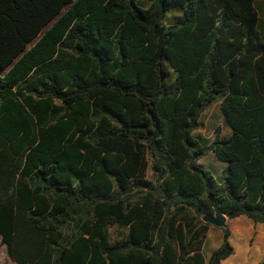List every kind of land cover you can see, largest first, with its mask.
<instances>
[{"label":"trees","instance_id":"trees-1","mask_svg":"<svg viewBox=\"0 0 264 264\" xmlns=\"http://www.w3.org/2000/svg\"><path fill=\"white\" fill-rule=\"evenodd\" d=\"M215 101L229 133L196 140ZM216 208L264 222V0H0L12 262L220 264L226 223L201 253Z\"/></svg>","mask_w":264,"mask_h":264},{"label":"crops","instance_id":"crops-1","mask_svg":"<svg viewBox=\"0 0 264 264\" xmlns=\"http://www.w3.org/2000/svg\"><path fill=\"white\" fill-rule=\"evenodd\" d=\"M225 223L229 230L228 242L232 247V253L221 260L220 264H257L264 259V254H261L264 251V222L253 223L245 215H237L225 218ZM218 231L220 232L216 233L215 238L208 241L209 251L204 253L201 247L204 260L221 241V230ZM205 238H208V234H205ZM238 243L242 246L240 251H236L235 246H238Z\"/></svg>","mask_w":264,"mask_h":264},{"label":"rangeland","instance_id":"rangeland-1","mask_svg":"<svg viewBox=\"0 0 264 264\" xmlns=\"http://www.w3.org/2000/svg\"><path fill=\"white\" fill-rule=\"evenodd\" d=\"M34 41V40H33ZM31 41L28 46L33 42ZM229 133V128L224 122L220 111L218 109V102L210 103L201 113L198 119V127L193 131V136L196 140H199L197 135L201 138H204L207 142L212 139L214 135L219 137H224ZM198 164L202 169L210 172L213 177L219 181L220 180V171L224 166V162L218 161L211 152H207L198 159ZM148 177H151V172L148 169L146 172ZM228 219V218H227ZM219 227L208 225L206 233L208 238L204 237V243L202 246V251L205 253L209 251L208 241L215 238L216 233L220 232ZM236 251L241 250V245L238 243ZM264 254V251L261 253ZM206 255V254H205ZM264 257V256H263ZM0 264H12V261L7 257L5 252V247L0 242Z\"/></svg>","mask_w":264,"mask_h":264},{"label":"water","instance_id":"water-1","mask_svg":"<svg viewBox=\"0 0 264 264\" xmlns=\"http://www.w3.org/2000/svg\"><path fill=\"white\" fill-rule=\"evenodd\" d=\"M225 216L216 208L213 214H203L201 220L207 224L215 227H222L225 225Z\"/></svg>","mask_w":264,"mask_h":264}]
</instances>
